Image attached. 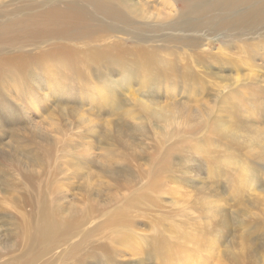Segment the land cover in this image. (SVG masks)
I'll use <instances>...</instances> for the list:
<instances>
[{
  "label": "rangeland",
  "instance_id": "obj_1",
  "mask_svg": "<svg viewBox=\"0 0 264 264\" xmlns=\"http://www.w3.org/2000/svg\"><path fill=\"white\" fill-rule=\"evenodd\" d=\"M189 2L132 0L155 25ZM161 29L151 43L97 33L55 54L0 45V264L36 253L40 264H264V149L252 140L264 132V29ZM233 100L245 111L226 121Z\"/></svg>",
  "mask_w": 264,
  "mask_h": 264
},
{
  "label": "bare ground",
  "instance_id": "obj_2",
  "mask_svg": "<svg viewBox=\"0 0 264 264\" xmlns=\"http://www.w3.org/2000/svg\"><path fill=\"white\" fill-rule=\"evenodd\" d=\"M3 1V3H6L5 0ZM142 9L139 5L135 6L132 0H15V3H0V45L5 47L17 46L20 49L29 47L33 50H41L40 46L47 43L50 44L49 47L51 49H55L52 52V54H55L56 52L65 51L63 45H61L63 42H87L97 33H104L109 36H112V34H123L132 42L151 43L154 39L148 36L147 33L148 31H152L151 28L157 30V27H162L161 32L167 30L175 33L198 32L204 28H207L213 33L219 31H232L234 33V31L243 32L250 30L253 35V32L256 31L257 33V30L264 29V0H190L185 6L184 12L182 14L179 13L174 21L160 23L158 25L151 23L153 21L148 22V13L146 14ZM252 29L255 31H251ZM257 36L264 39V30ZM169 37L161 35L159 36L158 42H166ZM190 37L193 40H197V42L202 41L197 36L191 35ZM175 38L176 41L181 40L179 35L175 36ZM185 40L188 44L195 43L189 40V38H185ZM43 50L46 51H40L39 55L41 56H35L34 60L44 59L49 55L50 49ZM110 52L114 55L117 50L111 47ZM90 53H92L90 50L77 53L80 56L79 59L72 62L75 70L79 68L81 63L87 60ZM91 61L96 62V59L92 58ZM30 65L31 62L26 60L20 63L18 67L22 72L27 74ZM249 66L251 69L255 67L252 63L246 64V67ZM60 67L64 68L65 64L61 63ZM45 68L48 69V66H45ZM233 68L237 70L241 69L238 66ZM130 74L131 71H127L122 79L126 80L127 76H131ZM27 76L29 75L27 74ZM99 76L105 75L102 74ZM236 80L237 78L232 81L235 82ZM244 80L248 81L249 78ZM115 85L117 83L112 82L108 86V89L115 88ZM241 85L244 86L242 87L243 89L239 90L240 86H237V88L231 90L227 95L234 96L235 94L238 96L246 88V84L242 83ZM219 92H222V90ZM254 100V98H246L245 102H253ZM220 103H224L223 100ZM243 105V100H235L230 106H226L231 114L229 116L230 120L223 118L222 115L221 117L226 121H232L233 114L236 110L240 114L244 113L245 109ZM248 110L252 112L255 108H248ZM173 115V113L168 112L163 118L170 119ZM216 127L221 132L229 134L233 138L238 136L235 131L229 130L221 120L220 122H216ZM219 130L212 129L216 137L222 136L219 134L221 133ZM252 140L255 144L263 143L264 149V132L255 133ZM250 176H254V174L252 175L250 173ZM47 219H49L48 216L43 213L38 227V234H40L38 243L42 245L41 249L47 246V249L51 247L47 240L51 234L47 229ZM68 223L71 224L70 222ZM55 225L51 222V226L55 229L58 228L59 232V226ZM66 239L70 240L69 237ZM80 241L82 242V240ZM60 242L58 239L52 247H59ZM65 242L67 241L63 243ZM40 254H33L32 257L27 259L25 264H40L36 260ZM20 257L17 258L19 259ZM15 258L13 257V260ZM44 262L45 264H51L47 260L43 261V264Z\"/></svg>",
  "mask_w": 264,
  "mask_h": 264
}]
</instances>
